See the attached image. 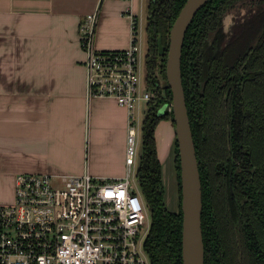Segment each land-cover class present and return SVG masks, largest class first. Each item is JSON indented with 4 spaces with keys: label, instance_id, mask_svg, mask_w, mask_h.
<instances>
[{
    "label": "trees",
    "instance_id": "16d2710c",
    "mask_svg": "<svg viewBox=\"0 0 264 264\" xmlns=\"http://www.w3.org/2000/svg\"><path fill=\"white\" fill-rule=\"evenodd\" d=\"M240 1L205 4L183 48V82L203 187L205 264H264V19L262 29L238 24L227 34L224 17ZM186 2L149 0L146 67L154 98L143 122L137 176L152 221L145 247L153 264H183V212L181 206L177 212L166 206L156 131L163 120L173 121V113L158 111L173 100L166 71L170 33ZM175 165L180 184L177 141Z\"/></svg>",
    "mask_w": 264,
    "mask_h": 264
},
{
    "label": "crops",
    "instance_id": "0c3cea01",
    "mask_svg": "<svg viewBox=\"0 0 264 264\" xmlns=\"http://www.w3.org/2000/svg\"><path fill=\"white\" fill-rule=\"evenodd\" d=\"M140 2L0 0V203L14 200L20 173L126 175L128 111L113 98L88 97L81 25L100 8L96 47L126 49L127 11L133 5L138 16ZM156 138L166 186L176 157L172 120Z\"/></svg>",
    "mask_w": 264,
    "mask_h": 264
},
{
    "label": "built area",
    "instance_id": "2783aa9c",
    "mask_svg": "<svg viewBox=\"0 0 264 264\" xmlns=\"http://www.w3.org/2000/svg\"><path fill=\"white\" fill-rule=\"evenodd\" d=\"M127 16L131 37L123 50L96 47L99 8L81 25L88 97L113 98L128 111L126 175L17 174L14 200L0 203V264H153L145 247L151 216L132 176L138 156L136 115L154 95L148 83L142 87L140 18L133 5ZM166 105V113H173L172 102ZM58 179L63 186L53 184Z\"/></svg>",
    "mask_w": 264,
    "mask_h": 264
},
{
    "label": "water",
    "instance_id": "95a60500",
    "mask_svg": "<svg viewBox=\"0 0 264 264\" xmlns=\"http://www.w3.org/2000/svg\"><path fill=\"white\" fill-rule=\"evenodd\" d=\"M210 0H187L170 33L167 58V83L172 90L173 123L180 156L179 209L183 212L182 260L183 264H205L203 235V187L199 160L187 106L182 74L184 41L198 12ZM164 104L158 115L166 114ZM179 211V210H178Z\"/></svg>",
    "mask_w": 264,
    "mask_h": 264
},
{
    "label": "rangeland",
    "instance_id": "374dc122",
    "mask_svg": "<svg viewBox=\"0 0 264 264\" xmlns=\"http://www.w3.org/2000/svg\"><path fill=\"white\" fill-rule=\"evenodd\" d=\"M142 2V3H141ZM141 7L142 10L139 12L138 16L140 18V24H139V42L141 47V63H142V87L143 89L147 86V67H146V56H147V34H146V27H147V18H148V11H149V0H141ZM100 12V8H99ZM249 9L247 10V3L246 1H240L236 4V6L230 10L229 13H227L224 17V31L227 34H231L233 30L238 26V24H241L242 21L245 20V18H248L250 15H248ZM237 23L236 25H234ZM228 42V39L225 40V43ZM224 43V44H225ZM172 102V101H171ZM170 102V103H171ZM166 104V102H165ZM148 110L147 103H142L140 107V112L136 115V125L138 127L139 133H138V156H137V162L134 168V173L132 176V183L133 185L139 189V182H138V169L140 167L141 163V156L143 154V122L145 118V114ZM165 124H168L164 122ZM163 123V124H164ZM170 128V127H169ZM163 131V132H162ZM165 130L161 128L158 129V134H160L159 138L162 137L160 148L163 149V138L166 139L164 135ZM167 136L168 131L166 130ZM160 149V153H161ZM162 154V153H161ZM173 169V177L172 179L168 180L166 186H165V202L166 206L169 210H179V180H178V173L176 175L177 170L175 169V165L172 166ZM172 172V170H171ZM53 184L55 186H63V182H61V179H58L57 181H54ZM7 203V202H5ZM152 224V221H151ZM146 231V237L148 235V223L145 227Z\"/></svg>",
    "mask_w": 264,
    "mask_h": 264
},
{
    "label": "flooded vegetation",
    "instance_id": "af4514ba",
    "mask_svg": "<svg viewBox=\"0 0 264 264\" xmlns=\"http://www.w3.org/2000/svg\"><path fill=\"white\" fill-rule=\"evenodd\" d=\"M247 3V10L249 9L248 18H245L244 21L241 22L243 28L254 29L260 25V28L263 26L262 20L264 19V11L258 12L259 4L262 0H242ZM235 23L234 25H236ZM262 29V28H261ZM260 29L257 31L259 32ZM257 35V34H256Z\"/></svg>",
    "mask_w": 264,
    "mask_h": 264
}]
</instances>
